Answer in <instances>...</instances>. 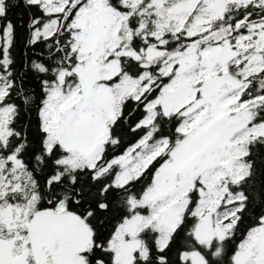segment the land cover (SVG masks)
I'll return each mask as SVG.
<instances>
[{
	"label": "snow or ice",
	"instance_id": "snow-or-ice-1",
	"mask_svg": "<svg viewBox=\"0 0 264 264\" xmlns=\"http://www.w3.org/2000/svg\"><path fill=\"white\" fill-rule=\"evenodd\" d=\"M0 264H264V0H0Z\"/></svg>",
	"mask_w": 264,
	"mask_h": 264
},
{
	"label": "trees",
	"instance_id": "trees-1",
	"mask_svg": "<svg viewBox=\"0 0 264 264\" xmlns=\"http://www.w3.org/2000/svg\"><path fill=\"white\" fill-rule=\"evenodd\" d=\"M21 15L19 10H15L14 12L10 13V16H12L14 19L18 18ZM19 39V37H18ZM15 55L17 56V59L19 61L20 56L22 55V45L18 42L16 45V48L14 50ZM23 70V69H21Z\"/></svg>",
	"mask_w": 264,
	"mask_h": 264
}]
</instances>
